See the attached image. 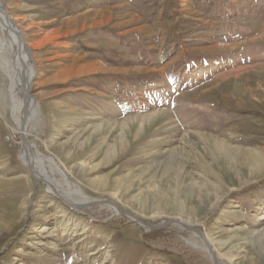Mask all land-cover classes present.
Wrapping results in <instances>:
<instances>
[{
    "label": "rangeland",
    "instance_id": "rangeland-1",
    "mask_svg": "<svg viewBox=\"0 0 264 264\" xmlns=\"http://www.w3.org/2000/svg\"><path fill=\"white\" fill-rule=\"evenodd\" d=\"M110 2L0 0V264H264V0Z\"/></svg>",
    "mask_w": 264,
    "mask_h": 264
},
{
    "label": "bare ground",
    "instance_id": "bare-ground-1",
    "mask_svg": "<svg viewBox=\"0 0 264 264\" xmlns=\"http://www.w3.org/2000/svg\"><path fill=\"white\" fill-rule=\"evenodd\" d=\"M0 15H1L3 20H6V18L4 17V14L2 13L1 10H0ZM16 40H17V38H16ZM2 49H4L3 45H2ZM8 51L11 52L12 60L8 61V64L10 65V67L6 71L8 72L9 76L11 77V82L13 83L14 87L18 90V92L22 93L23 87L26 90L25 92H23V95H24V98H25V105H24L25 107H24V109H25V112H26L25 116H23V117L26 118V115L28 113V105L30 103H31L30 107H32V102H30L31 100H30V98L28 96V88H29V84H30V80H31L30 71L32 70V67L30 66V62L28 61V57H30L31 60H32V57H31L29 49H23V50L20 49V51H22L21 53H23L25 55V62H26L27 68L29 69V72L27 71V73H26L25 62L20 59L19 53H18L19 51L18 52L14 51L15 53L12 54V43H10V45H8ZM28 52H29V56H28ZM11 93H12V96L14 97L15 96L14 92L11 91ZM14 101L16 102V110H15L16 115H17L16 119L19 122V118H20V115H21L22 110H23V105H22V101L19 98L18 99H14ZM34 110H36V109H34ZM224 146L225 145L220 143L218 140H216V143L214 144L215 150L216 151H220V152L222 150H224ZM225 148H226V146H225ZM24 149L25 150H24V154L23 155H24L25 159H27V160L30 159V158L33 159L34 157L30 156L32 154L31 146H29L28 144H25ZM51 171L54 174L61 173L60 170L57 167L52 168ZM36 173L39 176H41L44 180H46L47 182L52 183V184H48L49 186H51V187L54 186L56 188L53 180H51V178L49 176V172L47 170V166H46V163L44 161H39L38 162V167H36ZM52 189H53V187H52ZM85 201L86 200H81V201L77 202V205L82 204Z\"/></svg>",
    "mask_w": 264,
    "mask_h": 264
},
{
    "label": "water",
    "instance_id": "water-1",
    "mask_svg": "<svg viewBox=\"0 0 264 264\" xmlns=\"http://www.w3.org/2000/svg\"><path fill=\"white\" fill-rule=\"evenodd\" d=\"M0 10L2 11V13L4 14V17L6 18V24L5 26L7 27V29H10L11 31H13L17 37H18V45H19V48L20 49H29L26 42H25V39H24V34L21 30V28L19 27V25H17L9 16L8 14L6 13V11L2 8V6H0ZM30 50V49H29ZM22 52V51H21ZM20 52V53H21ZM31 63L35 64L34 60H31L30 62V66H31ZM32 67V66H31ZM30 75H31V80H30V84H29V88H28V96L32 102V108H34L36 106V99L32 93V88H33V80H34V77L36 75V72L35 70H31L30 71ZM25 124H26V118H23L22 120V124L20 126L21 130L22 131H25L26 127H25ZM22 141H23V147L27 142L26 140V136L25 134H23L22 136ZM32 157H34L33 155V152L31 154ZM27 165H28V168L31 172V175L33 176L34 179H36L38 182H42L46 185L48 184H52L50 182H47L46 180H44L41 176H39L37 173H36V167H35V163H36V160H34V158H30L26 161ZM53 187V191L56 193V195L58 196V198H60L61 200L65 201V199L63 198V196L61 194H59L58 190L54 187ZM104 202H108L110 205L112 206H116V204L114 202H110V201H94V202H91L90 204H93V205H97V204H102ZM65 204H67L69 207H72L74 204L72 203H68L65 201ZM118 210H120L123 214H125L126 216H129L130 219H132L133 221L139 223L143 228H146V229H150V230H161L163 229L164 227H166V225L168 224H172L173 222L171 221H167L159 226H154L152 224H149V223H146L144 222L143 220L133 216L132 214L130 213H126L125 211L121 210L119 207H118ZM178 224H180L182 227L184 228H187V229H190L192 230L194 233L198 234L205 242L206 244L208 245V248L210 249V252L212 254V258L215 262V264H220L219 263V260L216 256V254L214 253L210 243L208 242L206 236L204 235V233L198 229V228H195L194 226H190V225H187L185 224V222H178Z\"/></svg>",
    "mask_w": 264,
    "mask_h": 264
},
{
    "label": "trees",
    "instance_id": "trees-1",
    "mask_svg": "<svg viewBox=\"0 0 264 264\" xmlns=\"http://www.w3.org/2000/svg\"><path fill=\"white\" fill-rule=\"evenodd\" d=\"M109 1L113 2V0H109ZM130 1H131L132 3H134L135 0H130ZM111 2H110V3H111Z\"/></svg>",
    "mask_w": 264,
    "mask_h": 264
}]
</instances>
